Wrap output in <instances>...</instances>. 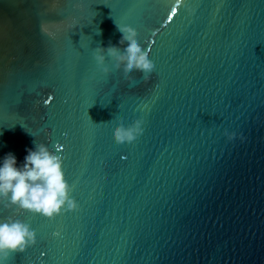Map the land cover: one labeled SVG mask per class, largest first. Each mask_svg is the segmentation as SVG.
Returning <instances> with one entry per match:
<instances>
[{
	"label": "water",
	"instance_id": "water-1",
	"mask_svg": "<svg viewBox=\"0 0 264 264\" xmlns=\"http://www.w3.org/2000/svg\"><path fill=\"white\" fill-rule=\"evenodd\" d=\"M116 24L149 51L147 82L97 67L94 48L126 47ZM34 141L80 208L0 205L37 233L6 264H264V0H0V165Z\"/></svg>",
	"mask_w": 264,
	"mask_h": 264
},
{
	"label": "clouds",
	"instance_id": "clouds-1",
	"mask_svg": "<svg viewBox=\"0 0 264 264\" xmlns=\"http://www.w3.org/2000/svg\"><path fill=\"white\" fill-rule=\"evenodd\" d=\"M122 34L117 47L93 49V58L100 71L108 76L112 69L106 61L113 62L115 70L123 71L124 77L132 81L131 73L138 71L147 82L155 70L149 51L138 41L137 30L130 25L116 24ZM99 34V33H98ZM143 119H135L125 126L121 120L113 129L116 144H132L143 134ZM227 134V133H226ZM229 139L234 133L227 134ZM34 149H26L22 165H17L16 156L7 153L0 165V205L17 212L27 211L48 220L68 212H76L80 205L71 195L74 186L69 183L63 170V158L50 150L45 143H36ZM54 232L53 236H58ZM37 244L36 230L30 224L12 216L0 220V264H6L16 253H24ZM43 255V254H42Z\"/></svg>",
	"mask_w": 264,
	"mask_h": 264
},
{
	"label": "snow or ice",
	"instance_id": "snow-or-ice-1",
	"mask_svg": "<svg viewBox=\"0 0 264 264\" xmlns=\"http://www.w3.org/2000/svg\"><path fill=\"white\" fill-rule=\"evenodd\" d=\"M175 13L173 12V15H174ZM168 19L170 20L171 19V16H169L168 17ZM46 103H47V101H46ZM57 147V151H61V149H60V147L57 145L56 146ZM67 176V173L65 172V177Z\"/></svg>",
	"mask_w": 264,
	"mask_h": 264
}]
</instances>
